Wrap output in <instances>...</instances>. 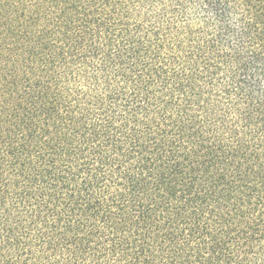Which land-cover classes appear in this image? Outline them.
I'll return each mask as SVG.
<instances>
[{
	"label": "trees",
	"instance_id": "obj_1",
	"mask_svg": "<svg viewBox=\"0 0 264 264\" xmlns=\"http://www.w3.org/2000/svg\"><path fill=\"white\" fill-rule=\"evenodd\" d=\"M0 264H264V0H0Z\"/></svg>",
	"mask_w": 264,
	"mask_h": 264
}]
</instances>
